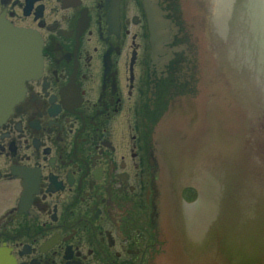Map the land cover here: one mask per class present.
I'll return each instance as SVG.
<instances>
[{
	"label": "flooded vegetation",
	"instance_id": "flooded-vegetation-1",
	"mask_svg": "<svg viewBox=\"0 0 264 264\" xmlns=\"http://www.w3.org/2000/svg\"><path fill=\"white\" fill-rule=\"evenodd\" d=\"M241 1L0 0V63L29 75L0 123V264H204L215 233L231 264L264 257L240 217L261 111L249 153L210 138L209 55L239 80Z\"/></svg>",
	"mask_w": 264,
	"mask_h": 264
},
{
	"label": "rangeland",
	"instance_id": "rangeland-1",
	"mask_svg": "<svg viewBox=\"0 0 264 264\" xmlns=\"http://www.w3.org/2000/svg\"><path fill=\"white\" fill-rule=\"evenodd\" d=\"M261 6L263 7L261 14H263L264 17V3L259 6L260 8L257 7V9H262ZM257 16L259 17L258 13ZM259 35L261 36V38L264 39V36L261 32ZM248 47L249 48L247 49L249 50V52H251L250 49H252V46L248 45ZM239 51L242 53L241 48L239 49ZM259 52L262 53V61L260 64L264 65V44L259 47ZM209 56V77L207 80L206 89L207 93L210 95L209 110L211 113L210 122L212 127V132H210V138L221 139L222 142L228 143L234 139L240 140L241 143L238 141L239 146L236 149H239L243 156L245 153H249V151L252 150V147L254 146L251 144L254 141L253 138H251L254 127V119L251 115V109H249V102H251V104L256 102V97L253 95L251 89L252 84L249 78H245L248 74H245L244 69L243 71L240 67L238 68L239 80L232 78V76H225L224 74H222L221 69L217 65L214 53L211 52ZM234 57L235 55L232 56V58ZM257 66L260 68L258 63L256 67ZM247 67L250 68L251 66ZM240 82L242 88L240 87ZM237 88L238 90H240V88L242 89V93L245 95L244 100L242 99L241 101H239L237 98H234L233 93H235V89ZM260 92H263V90H260ZM247 99L249 101H247ZM257 103H254V106L255 104L257 105ZM224 138L227 139L225 140ZM235 150L233 149V146L230 145L227 152L223 151V153H221L222 156H226V159L215 160L217 162L219 161L222 163L224 162V160H226V164L233 163V161H236V158L233 159L232 156L224 154L233 152L235 153ZM222 240V237L218 233H215L210 236V240L207 241L206 244L208 251H210V254L208 255L209 257L205 259L206 261L204 264H231L230 261H233L232 258H230L228 255L224 256L225 254L223 255V253H219L220 250H223ZM178 255L180 256L179 246ZM257 264H264V257H260L257 260Z\"/></svg>",
	"mask_w": 264,
	"mask_h": 264
},
{
	"label": "water",
	"instance_id": "water-1",
	"mask_svg": "<svg viewBox=\"0 0 264 264\" xmlns=\"http://www.w3.org/2000/svg\"><path fill=\"white\" fill-rule=\"evenodd\" d=\"M254 1L256 2V6L258 8H260L259 6L262 3H264V0H251L250 2L253 3ZM262 10L263 7L262 9H258L260 13V14L258 13V15L261 24L264 26V17L263 14H261ZM255 26L257 32L264 33V28H261L260 26L257 27V25ZM253 33H255L254 26H253ZM14 34H18V39H20L19 33L13 32L12 37ZM260 63L261 62L258 61L260 68L257 66L258 70L256 68V71L253 68L255 67V65L251 66V68L246 72V74L248 75L245 78L246 79L249 78L252 84L251 86L252 93L256 97V102L258 101V104L263 108L264 107V65H261ZM17 64L19 63L13 59L10 61L9 64L7 62H5V64L3 62L0 63V123H2L11 112V109L15 104L16 99L19 96V91L21 89L20 87L23 85L24 81L28 79L29 76L28 73L25 72V70H22V67ZM260 90H263V92H260ZM257 167H258V173L261 175V172L262 171L264 172V163L260 165L258 164ZM261 181H262V176H261V180H258V183L256 184L260 186ZM256 202H257L256 203L257 206L255 208L240 209L242 210L240 213V217L242 218L241 221L242 227L247 228L249 231L252 230L253 228V224H252L253 222H251V218H255L258 220V222H254V223H258V224L263 223L264 225V190L262 191V193L258 191V193L256 194ZM240 233L242 234L244 233V231ZM260 233H263L261 235V238L264 239V227H263V231H261ZM254 234L255 233H252V235Z\"/></svg>",
	"mask_w": 264,
	"mask_h": 264
}]
</instances>
